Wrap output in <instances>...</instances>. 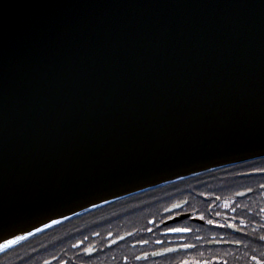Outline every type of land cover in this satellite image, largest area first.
Wrapping results in <instances>:
<instances>
[{
    "label": "water",
    "instance_id": "water-1",
    "mask_svg": "<svg viewBox=\"0 0 264 264\" xmlns=\"http://www.w3.org/2000/svg\"><path fill=\"white\" fill-rule=\"evenodd\" d=\"M260 158L264 0H0V252Z\"/></svg>",
    "mask_w": 264,
    "mask_h": 264
},
{
    "label": "flooded vegetation",
    "instance_id": "flooded-vegetation-1",
    "mask_svg": "<svg viewBox=\"0 0 264 264\" xmlns=\"http://www.w3.org/2000/svg\"><path fill=\"white\" fill-rule=\"evenodd\" d=\"M181 182L17 244L0 264H264V158Z\"/></svg>",
    "mask_w": 264,
    "mask_h": 264
},
{
    "label": "trees",
    "instance_id": "trees-1",
    "mask_svg": "<svg viewBox=\"0 0 264 264\" xmlns=\"http://www.w3.org/2000/svg\"><path fill=\"white\" fill-rule=\"evenodd\" d=\"M225 168H227V167L215 169V170L209 171L208 173H210V172H220L221 170H223ZM186 179H188V178H186ZM186 179H183V180H186ZM183 180L172 182V183H169V184L154 188L152 190H148V191H145V192H142V193H139V194H135L133 196H129V197H126V198H123V199L116 200L114 202H111L109 204L103 205V206L98 207L96 209L86 211V212L81 213V214H79V215H77V216H75V217H73L71 219L65 220V221L60 222V223H58V224H56V225H54V226H52V227H50V228H48L46 230H43L42 232H39L38 234H36V235H34V236H32V237H30V238L18 243V244L21 246V245H24V244H26V243H28V242L40 237V236L49 234L50 232H53V231H55V230H57L59 228H66L67 226L73 224L74 222H76V221H78L80 219L88 218L90 215H93L96 212L105 211V210H107L108 208H110L113 205L129 203L128 210L130 212H133V211H135V210H137L139 208L140 204L142 205L144 203H147V201H149V204H152V201L154 200L152 197L151 198L147 197L146 199H144V196L147 195L148 193H150L151 191L157 190V189H161V188H164V187H171V186H175V185L181 184L182 183L181 181H183ZM141 198H143V199L141 200ZM149 207H151V206H149ZM103 218H106V217H103ZM65 234L66 235L67 234L68 235L69 234L72 235L70 232H67ZM15 247L16 246H13L11 248H7V249L1 251L0 252V257L3 254H6V253H9V252L13 251Z\"/></svg>",
    "mask_w": 264,
    "mask_h": 264
},
{
    "label": "snow or ice",
    "instance_id": "snow-or-ice-1",
    "mask_svg": "<svg viewBox=\"0 0 264 264\" xmlns=\"http://www.w3.org/2000/svg\"><path fill=\"white\" fill-rule=\"evenodd\" d=\"M209 223H211V221H209ZM171 231L183 232V231H187V229H180V228H177V229H171Z\"/></svg>",
    "mask_w": 264,
    "mask_h": 264
}]
</instances>
